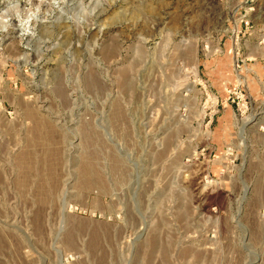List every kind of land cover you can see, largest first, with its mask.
<instances>
[{
  "label": "rangeland",
  "instance_id": "1",
  "mask_svg": "<svg viewBox=\"0 0 264 264\" xmlns=\"http://www.w3.org/2000/svg\"><path fill=\"white\" fill-rule=\"evenodd\" d=\"M0 264H264V0H0Z\"/></svg>",
  "mask_w": 264,
  "mask_h": 264
}]
</instances>
